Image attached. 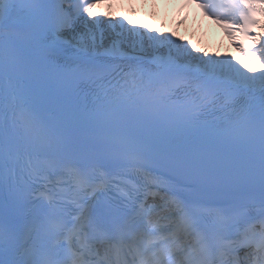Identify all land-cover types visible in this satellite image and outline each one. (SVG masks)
Listing matches in <instances>:
<instances>
[{"label": "snow or ice", "instance_id": "6c2138e0", "mask_svg": "<svg viewBox=\"0 0 264 264\" xmlns=\"http://www.w3.org/2000/svg\"><path fill=\"white\" fill-rule=\"evenodd\" d=\"M207 17L223 24L227 34H238L247 43L234 45L244 58L258 71L244 69L239 61L230 57L209 55L188 42H181L175 32L166 36L154 34L152 29L130 27L132 20L114 17L111 12L95 11L104 0H64L55 7L47 6L43 0H26L27 18L18 25L14 18L17 7L15 0H0V52L6 58L0 61V95L7 94L11 103L0 105V116L5 123L15 122L17 106H39L48 103H62L44 95L37 85L25 91L14 80L12 73L20 60L28 57L38 66L57 68L63 54L73 45L78 50L77 58L93 69L96 63L97 39L95 29L108 25L120 30V37H140V46L169 49L167 59L155 61L158 71L153 73L140 61L130 62L116 72L102 74L92 71L82 76V87L91 96L90 110L75 114L82 123L104 126L113 122L143 124L154 128L163 125L165 134L172 142L168 151L175 162L192 175H207L222 172L225 153L242 144L248 153L249 168L258 172L261 195L258 215L241 214L235 202L243 193L223 186L204 187L202 184L174 181L165 184L159 174L141 177L151 173L145 164L147 154L142 138L131 136L126 145H121L124 155L116 159V151L110 142L97 139L88 147L83 166H71V175L76 191L73 196L61 195L57 203L51 193L41 192V198L49 202L48 210H36L31 216L12 215L7 220L0 208V264H68L66 254L71 253L72 264H174L183 256V264H215L212 257L217 249L221 251L223 264H241L238 252L245 249L244 264H264V99L258 104L237 107L233 98L237 93H252L259 88L264 92V0H193ZM83 24L91 30L77 38L78 27ZM162 30H156L157 33ZM104 33L100 34L101 45ZM118 37V39L120 38ZM119 47H124L121 40ZM135 47V45H133ZM118 54L117 45L105 49V57L113 62ZM195 54V55H193ZM187 58L197 66L195 74L181 71V61ZM191 77V78H190ZM193 81L196 87L193 89ZM163 85L157 88L156 85ZM184 93V103L174 108L171 101ZM219 117L215 128L200 126L206 114ZM29 156L44 153L51 167H66V154L79 150L71 139L52 138L46 145L31 143L9 146L5 151L3 129L0 128V192L7 185L10 207L13 213L22 211L27 203L36 204L31 194L12 180L16 170L21 168L20 152ZM122 167L135 171L144 179L142 187L174 196L179 211L167 217L169 225L159 220L147 219L146 207L132 208L134 215L121 214L111 204L104 206L103 213L93 216L89 207L101 184H96L88 175V167ZM28 170L31 171L29 162ZM42 173L36 172V175ZM125 178L133 177L125 173ZM139 184L140 181L137 180ZM140 188L127 189L128 199ZM206 196H226L233 206L218 213H205ZM71 200V205L63 201ZM139 200V195L136 196ZM163 207V206H161ZM215 219L208 222V217ZM71 218V219H69ZM258 226V227H257ZM90 237V239H88ZM80 239L86 254L75 249ZM23 241V243H21ZM62 241H67L65 248ZM115 241V242H113ZM225 241H227L225 243ZM111 244L105 250L104 258L96 259L100 253L96 244ZM75 249V250H74ZM121 253L123 258L121 260Z\"/></svg>", "mask_w": 264, "mask_h": 264}, {"label": "bare ground", "instance_id": "6f19581e", "mask_svg": "<svg viewBox=\"0 0 264 264\" xmlns=\"http://www.w3.org/2000/svg\"><path fill=\"white\" fill-rule=\"evenodd\" d=\"M135 5V4H133ZM95 11H98L97 9H95ZM128 19H131L132 20V14L134 13L133 11V7H131V9L128 10ZM105 27L103 28L102 31H100V29H95V35H96V39H97V45L98 47H111L113 43H115L117 45V49H118V52L119 51H122V50H128L130 49V47H132V44H131V39H128L127 38V33H125V37H120L119 34H120V30H119V27L118 25L116 27H112L110 25H108V22L105 21ZM129 27V25H127L125 23V28L127 29ZM83 32H88L89 33V38H91V30L88 29L85 25L81 24V26L78 27V31H77V38L80 37V35L83 33ZM101 33H104V36H103V44L101 45V37H100V34ZM118 37H120L118 39ZM121 40H123L124 42V47L122 48H119L118 46V43H121ZM135 43H136V46L138 48V50H142L147 46V44H145L143 47L140 46V37H136V39L134 40ZM244 69H248V68H244ZM252 72H255L253 70H251Z\"/></svg>", "mask_w": 264, "mask_h": 264}]
</instances>
